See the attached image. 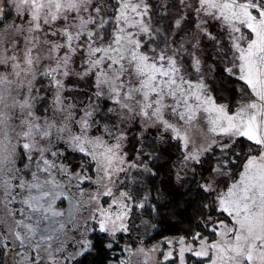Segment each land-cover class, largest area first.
I'll list each match as a JSON object with an SVG mask.
<instances>
[{
  "label": "snow or ice",
  "instance_id": "6c2138e0",
  "mask_svg": "<svg viewBox=\"0 0 264 264\" xmlns=\"http://www.w3.org/2000/svg\"><path fill=\"white\" fill-rule=\"evenodd\" d=\"M85 260L264 264V0H0V264Z\"/></svg>",
  "mask_w": 264,
  "mask_h": 264
},
{
  "label": "trees",
  "instance_id": "16d2710c",
  "mask_svg": "<svg viewBox=\"0 0 264 264\" xmlns=\"http://www.w3.org/2000/svg\"><path fill=\"white\" fill-rule=\"evenodd\" d=\"M175 199L177 200V202H179L181 199V196L177 193V194H175ZM177 215H179V213H177ZM164 228H165V232H163L162 234H168V232L171 230V225L165 224ZM156 238H159V235L154 237V239H156ZM84 264H88V261L85 260Z\"/></svg>",
  "mask_w": 264,
  "mask_h": 264
},
{
  "label": "rangeland",
  "instance_id": "374dc122",
  "mask_svg": "<svg viewBox=\"0 0 264 264\" xmlns=\"http://www.w3.org/2000/svg\"><path fill=\"white\" fill-rule=\"evenodd\" d=\"M156 239H159V238H156Z\"/></svg>",
  "mask_w": 264,
  "mask_h": 264
}]
</instances>
